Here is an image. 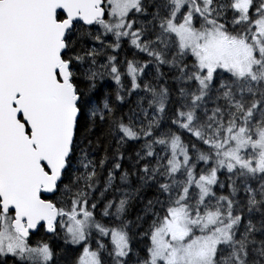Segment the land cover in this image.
<instances>
[{
	"label": "snow or ice",
	"instance_id": "obj_1",
	"mask_svg": "<svg viewBox=\"0 0 264 264\" xmlns=\"http://www.w3.org/2000/svg\"><path fill=\"white\" fill-rule=\"evenodd\" d=\"M0 264H264V0H0Z\"/></svg>",
	"mask_w": 264,
	"mask_h": 264
}]
</instances>
